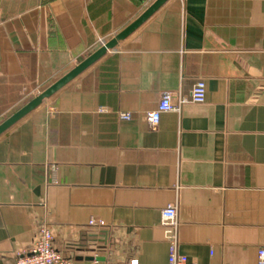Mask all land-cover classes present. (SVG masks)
Instances as JSON below:
<instances>
[{
  "label": "crops",
  "instance_id": "0c3cea01",
  "mask_svg": "<svg viewBox=\"0 0 264 264\" xmlns=\"http://www.w3.org/2000/svg\"><path fill=\"white\" fill-rule=\"evenodd\" d=\"M155 0H0V123ZM205 82L202 103L145 115ZM130 114L121 119L120 113ZM196 264L264 246V0H167L0 134V264L42 221L78 264H166L161 209ZM104 226H89V219Z\"/></svg>",
  "mask_w": 264,
  "mask_h": 264
},
{
  "label": "built area",
  "instance_id": "2783aa9c",
  "mask_svg": "<svg viewBox=\"0 0 264 264\" xmlns=\"http://www.w3.org/2000/svg\"><path fill=\"white\" fill-rule=\"evenodd\" d=\"M205 82L198 80L190 90L188 96L177 97L176 102L172 101L170 93L162 94L157 107L148 111L145 115L147 125L150 129H155L158 125L160 115L163 112L179 110L187 102L202 103L205 100ZM121 119H129L130 114L120 113ZM161 224L167 240V263L166 264H196L185 254L178 250L179 219L177 207L174 203L167 204L161 209ZM89 226L103 227L101 220L89 219ZM256 264H264V246L257 249ZM15 264H78L65 257L54 246L52 225L48 221H42L37 226L35 238L31 246L24 251L17 252ZM128 264H138L137 259H131Z\"/></svg>",
  "mask_w": 264,
  "mask_h": 264
},
{
  "label": "water",
  "instance_id": "95a60500",
  "mask_svg": "<svg viewBox=\"0 0 264 264\" xmlns=\"http://www.w3.org/2000/svg\"><path fill=\"white\" fill-rule=\"evenodd\" d=\"M167 0H155L149 7L143 11L141 15H139L132 23H130L126 28L120 31L117 35L107 41L104 45L99 47L93 53L88 55L82 61H80L77 65H75L72 69H70L67 73L49 85L42 92L38 93L34 97H32L29 101H27L24 105H22L19 109H17L14 113L8 116L5 120L0 123V134L7 130L11 125L21 119L23 116L28 114L34 108H36L44 99L50 97L57 90L62 88L68 82H70L73 78L79 75L82 71H84L89 65L99 59L107 49L114 47L118 41L127 37L132 31H134L137 27H139L150 15H152L161 5H163Z\"/></svg>",
  "mask_w": 264,
  "mask_h": 264
}]
</instances>
